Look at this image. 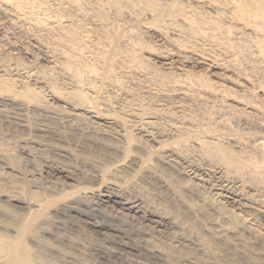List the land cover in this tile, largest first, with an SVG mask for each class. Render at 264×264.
<instances>
[{
  "label": "rangeland",
  "instance_id": "1",
  "mask_svg": "<svg viewBox=\"0 0 264 264\" xmlns=\"http://www.w3.org/2000/svg\"><path fill=\"white\" fill-rule=\"evenodd\" d=\"M29 1H32V3L35 2L36 4L38 3L40 7L34 3L37 9L31 11L30 7L27 5ZM71 1L72 0H70V2H66L65 0H0V29L6 34V37H0V52L13 54L17 53V51L14 52L12 50L17 48L18 50H22V55H19L22 59H24L23 53L27 50L37 55L40 61L39 66H43H41L40 69L43 68L41 70L44 71H42V73L46 81L51 83L54 87L61 89L60 92H63L62 94L70 91L67 90L70 86L67 87L64 84L66 82L65 77H71L72 71L64 69V64L68 61L63 57V52L69 50L68 52L70 53V49L56 40L61 28L64 27L68 29L71 23L72 26L75 24L74 28H79L76 30L80 31V35L91 33L90 35H86L89 36V40L93 42L96 41L98 37L97 33H99L102 28V22H99L98 18H93L92 15L93 11L98 10L95 0H87L79 3L80 5L82 4V6L78 7L80 11L75 7L77 4L73 5ZM88 1L91 2L88 3ZM166 1H124V50L129 51L132 48V46L128 45L126 40L132 39L137 42L136 47L137 50L139 49L137 53L142 60H146L142 63L148 65L149 68L146 65L144 68L136 64L127 65L128 63L126 64L127 61H125V58L124 65H122L119 60L121 58L117 56L116 59L114 55V71L112 69L110 76L111 80L107 78V81V79H103V77H100V79L98 77V80L96 79L98 83L96 82V89L91 93L94 101L89 105L90 107L77 105V103H75L76 100L70 99V101L65 98L66 95L62 94H58V98L55 100H49V108L31 107L32 105L27 106L28 108H26V106L20 108V104L23 103H20V100L17 101V99V102L14 100V103L8 105L10 108L0 105V186L11 192L15 187V184L11 181L13 179L22 182L24 180L28 181L29 179L28 183L30 189H33L38 184L37 182L47 183L49 181H57L60 184L62 182V185L66 187V191H70V188L74 186L87 188L86 192L91 204L97 202L99 195L105 194L106 190L110 189L112 191V189H115L117 193H114L118 195L119 192V198L123 197L130 201L135 200L141 206V214H136V216L133 214L131 215L134 217H132L133 220L131 222L134 228L128 230L127 228L126 230L120 228L121 233L117 238V243H120V245H112V248L110 245L106 246L103 236L100 237L98 234H91L93 239L86 237L87 235L85 234L87 233L82 234L83 231L80 229V226L83 225V221H95L96 218L92 215H87L85 217L82 215L68 216V218H63L65 225L50 224L48 226H43L38 234L40 241L35 243L29 241V246L34 250L35 255L37 254L36 259L38 264H165L161 260L159 261L145 254L146 249H154L155 244L153 243L155 241L157 242L156 244L160 242L162 247L166 244L168 245L167 247L172 248V251L170 250L172 255L170 254L171 257H169L170 260H168L171 264H264V201H262V199L264 200V189L260 191L259 189H261V186L259 188L251 185H244L243 188H241L242 186L239 182L240 178H237V175H231L232 177L230 178L232 179V183L230 186L232 185L233 193L235 192L234 195L240 190L239 193L236 194L237 196H232V199H230L229 196L215 197L213 189L221 184L220 180L213 175L203 174L201 170L203 166L211 164L212 162H209V160L207 161V158L202 155V158H200L201 156L199 157V155L201 153L198 149V151L193 150L197 148V145L196 148H194V141L199 138H208L212 140L220 136L219 138L223 139V141H221L224 145L226 144L228 147L231 146L233 150L235 149L237 152L251 151L254 149V145H258L261 141H264V81H262L264 76L263 78L261 76L264 75V59H262L261 57L263 56L258 53V48L256 47L257 39H254L256 35V38L259 39V34L253 31L251 26H247V21H236V24L230 21V16L227 14L230 10L225 8L226 6H224L222 0H218L220 2L217 0V2L211 0H205V2L201 0L198 1V6L201 7L200 10L203 13L206 12L204 15L208 17H211V15L214 17L215 13L218 15L217 13L221 14L226 11L225 14L227 15L222 14L226 16L225 18L227 20L223 18L224 16L222 14L220 16L223 20L219 16L218 17L221 19L222 24L226 26L233 23L232 26L234 31L231 40L236 44H234L235 47L238 46L237 48L240 49V52L238 49H231V51H228L231 47L228 48L227 43H224L225 45L223 44L225 39L222 38V33L214 31V34L208 25L201 26L203 31L206 30L205 32H195V37L191 35L188 36L190 38L187 39V35L180 33L183 28L187 29V27H185L187 25L183 23L182 18L177 17L176 20L172 19L171 16L164 11L165 9L171 8V2L168 0ZM40 2H43L42 5ZM83 2L91 4L92 8L94 5L96 8L94 7L93 9L95 10H92V8L89 10L88 7L90 8V5L87 6L88 4L85 3L87 11H89V13L86 14V6ZM157 2L159 3V7H156ZM166 4L168 5L166 6ZM194 4L197 6L196 3ZM83 7L86 13L83 12ZM154 8L161 10L163 12L162 15H159V12H152ZM109 9L110 8H107L105 10L107 19H110V22H114V10L111 9L110 11ZM60 14L62 17L68 15L71 17H63L64 20L62 18V21H60L58 19L61 17L59 16ZM89 14H91L92 18L89 17ZM53 16L56 17L54 18ZM37 19H41L42 21L40 20L41 22L39 21L38 23ZM172 21L177 22L174 25ZM125 22H127V24ZM242 23H245V25ZM178 24L180 25L179 28ZM79 26H81L84 31L88 30V32H84ZM244 26H247V28ZM252 32H256L257 34ZM212 33L213 35H211ZM218 34H221V36ZM209 35L212 37L209 38ZM248 38L249 40H247ZM179 40L182 41L179 42ZM183 41L186 42L183 43ZM242 42H244V44ZM91 44L92 42L87 43L83 51L80 50V48L72 51V55H77V58L80 57L78 58L80 59L79 61L86 60L89 63L98 62L96 58L100 60L102 59V55L101 57L99 55L96 57L94 53L97 51L95 52ZM180 45L185 46L184 48L187 49H184L183 46L181 47ZM109 53L107 54L111 57L108 56V58L110 57L113 59L111 50H109ZM240 55H242V57ZM257 57L261 58V60ZM116 60L119 62H115ZM98 66H101L99 70L103 73V65L98 64ZM254 70L256 72H254ZM115 77L116 80L114 79ZM101 78L105 81L101 80ZM197 78L199 79L197 80ZM173 81H178V83ZM189 81L191 85L188 83ZM198 81L204 84L208 82V88L205 87L204 84L203 88L198 87L196 83ZM115 82L117 83L115 84ZM194 82L197 85H195ZM33 85V80H29L27 86L35 87ZM17 86H21L20 83H18ZM75 107L77 108V112L82 114L85 119L76 118L75 115L73 116V108ZM123 107L124 109H122ZM97 113L99 114V118H90L95 117ZM86 118H88V120ZM121 118L125 121L126 129H128L130 134H133L142 141L143 138L144 141H147V146H144V148L146 147L145 149L148 147L147 151L139 147L138 144L133 143L124 152L123 135L116 130L119 129L117 124L123 122ZM142 122H152L155 124L153 125V127L155 126L154 132L158 133V135L160 133L159 136L161 139H167L168 144L161 148L147 139L139 126ZM172 123L177 127L181 126V129L178 128V130L174 132V134L177 133V136L178 133L179 135L181 132L184 134L189 129L192 135L193 131L196 133H194L193 136L191 135L192 139L189 140L190 142L188 141L189 144L191 142L193 144H187L190 146V152L188 153L189 155L184 153L186 159L178 150L179 139L177 140V136L175 137L176 140H173L176 134L174 136L172 134V137L169 135L171 132V125L172 128L175 127L174 129H177ZM163 127H165L167 131L165 130L164 132ZM214 128L217 133L215 131L212 132L213 134L210 133L211 135L205 133L206 130L212 131L211 129L214 130ZM156 129L160 131L158 132ZM184 130L186 132H184ZM190 131H188L189 135L191 133ZM198 134L200 135L198 136ZM171 143H174V146L178 145V147H173ZM191 145L193 148H191ZM166 147H168V149ZM149 148H153L152 151H155V153H151L153 161L149 159L151 157L148 155L150 151ZM192 152L194 155L195 153L198 155L196 154L194 156ZM157 154H163L164 156L167 154L166 158L168 164L157 166L154 161ZM197 159L200 161H197ZM61 166L65 167L66 170L64 169V172L58 170V168H61V170L63 169ZM193 172L198 174L199 178H201V182L197 184L196 188L192 185V182H189L193 181ZM96 176H98V178ZM34 182L36 184H34ZM185 182L186 184H184ZM187 183L190 184V186ZM251 194L253 195L251 196ZM214 199H218L219 203L222 201L221 203L225 207L228 205L227 208H230L229 210L235 214L237 213L239 217L241 216L240 218H245L246 216L247 219H242L244 223H247L244 225L246 229L242 225H240V227L237 226L236 229V227L229 224L231 222L228 218L226 219V216L222 218V222H224L225 219L226 223L224 228L226 226L228 231H226V228H223L222 230H225V232H223L224 234L219 237L216 236V239L215 236L214 238L211 237L209 232L213 233L211 230L213 227L206 221L207 227H205L207 229L203 225L202 227L204 228H202L199 223L198 225L195 224L196 216L193 214V209L196 205L208 208L209 212H216L215 214L212 212L210 213L218 217L217 211L214 210L215 208L212 207V204H208L209 200L211 202V200ZM116 201L118 202V200ZM106 205L105 208L103 206L102 208H104V212H108L107 214L113 213L115 215L120 212L119 206L116 203L111 202L109 205ZM21 213L19 209L8 206L6 203H0V233H4L6 231L5 228L11 229L14 223L21 222ZM160 214L165 220L163 221L164 223L161 222V225L157 227L158 233L154 232V234L147 235L148 231H146V229H149L150 226L151 228L154 227L153 220L158 221L155 216H160ZM200 216L202 215H199L197 218L199 221H204L206 219L203 216L202 219ZM175 218H178L177 221H179L177 222ZM96 220L99 221V219ZM174 220L176 224L171 223ZM190 220L191 223L195 225L192 224V226L191 223H189ZM100 221L103 222L102 220ZM185 222L189 223H186V225H190L189 228H193L192 230L195 234L198 232L200 234L201 231L203 235H200L203 238L205 237L206 240L208 239V242L210 241V249L214 252L213 259L210 260L208 257V259H206L204 254H200L197 251L198 248L196 247L198 246V242L195 239H191L189 243L185 244L176 242L175 239L178 235V231H180L179 233L182 232L180 228L182 227L183 230L186 229ZM110 224H112L113 227H115V224L116 227H119L118 223ZM189 228L185 231L187 232L188 230V236H193V232H191L192 230ZM217 230L220 231L221 229ZM145 233L146 235H144ZM151 235H153V237ZM208 236L210 237L208 238ZM173 237L175 239H173ZM97 238H99V240ZM149 238L152 241L149 240ZM101 239H103L104 242H101L103 241ZM119 239H124L123 241L124 243L126 242L128 248L125 249L124 245H121ZM103 244L105 245L103 246ZM164 248H166V246ZM106 250H108L109 253H107ZM186 253L190 255L187 257L184 255ZM181 254H183L184 258Z\"/></svg>",
  "mask_w": 264,
  "mask_h": 264
},
{
  "label": "bare ground",
  "instance_id": "2",
  "mask_svg": "<svg viewBox=\"0 0 264 264\" xmlns=\"http://www.w3.org/2000/svg\"><path fill=\"white\" fill-rule=\"evenodd\" d=\"M66 2H70V0H65ZM82 1H87V0H72L71 2H73L72 4L73 5H76L75 7H79V6H82V4L80 5L79 3H81ZM96 1V7L98 8L97 11H93L92 15H93V18L99 20V22H102V25H101V29L99 31V33H97L98 37L96 39V41H91L89 40V36L87 35H90L89 33H85L84 32H88V30L84 31L82 29L81 26H79L83 31L82 33L84 35H80L79 34V30H76V29H79V28H74V26H72V23H71V26L70 28H64L62 27L61 28V31L60 33H58L59 35H57V38L56 40L59 41V43L61 42L62 44L66 45L65 47H68L70 49V51H74L78 48H80V50L83 51V49L85 48V45H87V43L89 42H92V46L94 49H95V52L98 53H94L96 55V57H98V55L101 57L102 55V59L98 60L96 58V60L98 62H95V63H89L85 61H79L80 57H76L74 55H72V53L70 52H63V57H65L67 59V63H63L64 64V69H69L71 70V77H65V84L67 87H69V89H66L67 90H70L68 92H66L65 94H62L60 92L61 89H58L56 87H54L51 83H49L48 81H46V78L44 76V74L42 73L43 68L40 69V67L42 66H39L40 65V61L39 59L37 58L38 56L37 55H34L32 52H29L28 50L25 51L23 53L24 55V59H22L19 55H22V50H18L17 48H15L14 52L17 51V53H13V54H9V53H2L0 52V105L1 106H8V105H11L12 103H14V100L16 101H19L20 103L22 102L23 104H20L21 107H25L28 108L27 106H31V107H45L47 108L50 104H49V100H55L56 98H58V94H62V95H66L65 98H67L68 100L70 99H74L76 100L75 103H77V105H85L86 107H88L89 105H91L92 101H94L92 99V95L91 93L94 92V89H96V85H97V78L99 77H103V79H107V78H110L111 76V73H112V69L114 71V68H113V60H115V58L113 57L115 55L116 59H117V56H119L121 59L120 62L122 65H124V62H126L127 65L129 64H133V65H140V66H144L146 64L142 63L143 61H146V60H142L139 55H138V50H137V42H135L134 40L132 39H128L126 40L128 45L132 46L131 50L127 51V50H124V15H123V8H124V1L125 0H95ZM166 1V0H165ZM169 2H171V8L170 9H165L164 11L169 15L171 16L172 19H177V17H180L182 18L181 20L183 21V23H185L187 26V29L183 28V30L180 32L184 35H187L188 36H193L195 37V32H205L203 31V28L201 27L202 25H208L210 26L211 30L214 32V31H217L218 32H221L223 37L225 39V42L224 43H227L228 44V48H230V50L228 51H231V49H238L237 47L234 46V42L233 40H231V36L233 34V23L229 24V26L225 25V24H222L221 22V14L217 13L218 15H216L215 13V16L213 17L211 15V17H208L206 15H204L205 13H203L198 5V1H201V0H168ZM205 1V0H204ZM211 1H215L217 2L216 0H211ZM223 1V4L224 6H226L225 8H228L230 10V12L228 11L227 14H229L230 16V21H233L235 22L236 24V21H247L248 25L247 26H251V28H253V31H256L258 34H259V39L256 38V36H254V39H257L256 41V47L258 48V53L259 55L263 56L261 57L262 59H264V0H222ZM91 2V1H88V3ZM94 2V1H93ZM159 2V1H158ZM157 2L156 4V7H159V3ZM167 2V1H166ZM206 2V1H205ZM220 2V1H218ZM35 3V2H34ZM34 3H32V1L28 2L27 5L30 7L31 11H33L34 9H37L36 8V5L38 6V3L35 5ZM43 3V2H42ZM42 3L40 2V4L42 5ZM86 2H83V4H85ZM86 3V4H88ZM197 4V6H195V4ZM39 4V5H40ZM61 4V3H60ZM85 4V6H86ZM95 4V3H93ZM92 4V5H93ZM205 4V3H204ZM209 4V3H208ZM218 4V3H217ZM58 5V4H57ZM90 5V8L88 7L89 10H91L92 6L91 4H88L87 6ZM163 5V4H162ZM168 4H166L167 6ZM203 5V4H202ZM66 6V5H65ZM87 6H86V11H87ZM161 6V5H160ZM165 6V7H166ZM40 7V6H38ZM95 6L93 5V8ZM95 7V8H96ZM113 7V8H112ZM162 7V6H161ZM203 7V6H202ZM82 8V7H81ZM84 8V7H83ZM92 10H95L93 9ZM107 8H110L109 10L111 11V9L114 10V15H115V19H114V22H110V19L108 20L107 19V16H106V12L105 10ZM164 9V8H163ZM79 10V8H78ZM85 11V8L83 9ZM201 12H200V11ZM218 10V9H217ZM226 10V9H225ZM224 10V11H225ZM48 11V10H47ZM80 11V10H79ZM208 11V10H207ZM54 12V11H53ZM61 12V11H60ZM108 12V11H107ZM152 12L156 13V12H159V15H162V11L157 9V8H154V10H152ZM219 12V11H218ZM78 13V12H77ZM89 11H87L86 14H88ZM226 13V11H225ZM223 13V14H225ZM44 14V13H43ZM64 14H67V13H64ZM209 14V13H208ZM222 14V15H223ZM225 14V15H227ZM47 15V14H46ZM73 15V14H72ZM75 15V14H74ZM82 15V13H81ZM61 16V14L59 15ZM66 16V15H65ZM69 16V15H68ZM66 16V17H68ZM210 16V14H209ZM221 18H219V17ZM224 16V15H223ZM222 16V17H223ZM47 17V16H46ZM54 17V16H53ZM56 17V16H55ZM54 17V18H55ZM64 17V16H63ZM62 16L61 17H57L60 21H62ZM64 17V18H66ZM71 16H69L70 18ZM84 17V16H83ZM86 17V16H85ZM89 17L92 18L91 14H89ZM226 16H224L223 18H225ZM228 17V16H227ZM53 18V19H54ZM56 18V19H57ZM61 18V19H60ZM63 18V20H64ZM42 19V18H41ZM40 19V20H41ZM72 19V18H71ZM86 19V18H85ZM89 19V18H88ZM226 19V18H225ZM38 20V23H39V19ZM42 20H45V19H42ZM41 20V21H42ZM47 20V19H46ZM92 20V19H91ZM223 20V19H222ZM227 20V19H226ZM40 21V22H41ZM52 21V20H51ZM80 21V20H79ZM90 21V20H89ZM94 21V20H93ZM97 21V20H96ZM45 22V21H44ZM174 22V21H172ZM177 22V21H176ZM174 22L173 24L175 25ZM43 23V22H42ZM41 23V24H42ZM86 23V22H85ZM127 24V22H125ZM179 23V22H178ZM240 23V22H239ZM61 24V23H60ZM234 24V25H235ZM243 25H245V23H242ZM77 25V24H76ZM82 25H83V21H82ZM231 25V26H230ZM60 26V25H58ZM169 26V25H168ZM167 26V27H168ZM179 24H178V28H179ZM247 26H244L247 28ZM85 27V26H84ZM88 27V26H87ZM96 27V26H95ZM172 27V26H171ZM175 27V26H174ZM177 27V25H176ZM175 27V28H176ZM235 27V26H234ZM243 27V28H244ZM97 28V27H96ZM170 28V27H169ZM245 28V29H246ZM58 29V28H57ZM85 29V28H84ZM172 29V28H171ZM177 29V28H176ZM197 29V30H196ZM202 29V30H201ZM250 29V28H249ZM52 30V29H51ZM95 30V29H94ZM168 30V29H167ZM238 30V29H236ZM235 30V31H236ZM3 30L0 29V37L1 36H5L6 37V34L5 32H2ZM54 31V30H53ZM241 31V30H240ZM243 31V30H242ZM251 31V30H250ZM211 32V31H209ZM255 32V33H256ZM94 33V31H93ZM92 33V34H93ZM95 33H96V30H95ZM208 33V32H206ZM242 33V32H241ZM244 33V32H243ZM254 33V32H252ZM254 33V34H255ZM256 33V34H257ZM57 34V33H56ZM87 34V35H86ZM166 34V33H165ZM215 34V32H214ZM249 34V33H248ZM247 34V35H248ZM184 35H181V36H184ZM213 35V33L211 34ZM219 35V34H218ZM243 35V34H242ZM179 36V35H178ZM217 36V35H216ZM221 36V34L219 35ZM180 37V36H179ZM205 37V36H204ZM207 37V36H206ZM212 37V36H211ZM210 35H209V38H211ZM246 37V36H245ZM250 37V36H249ZM186 38V37H185ZM184 38V39H185ZM190 37H188L187 39H189ZM214 38V36H213ZM221 38V37H220ZM1 39H4V38H1ZM249 40V38L247 39ZM176 41V40H175ZM182 41V40H181ZM179 40V42H181ZM187 41V40H186ZM185 41V42H186ZM240 41V39H239ZM238 41V42H239ZM178 42V40H177ZM183 41V43H185ZM181 43V44H183ZM244 44V42H242ZM247 43V41H246ZM245 43V44H246ZM252 43V42H250ZM226 44V45H227ZM241 44V42H240ZM253 44V43H252ZM255 44V43H254ZM139 45V44H138ZM186 45V44H185ZM189 45V44H188ZM225 45V44H224ZM223 45V47H224ZM236 45V44H235ZM250 46H252L251 44H249ZM140 46V45H139ZM181 46V45H180ZM183 46V45H182ZM181 46V47H182ZM244 46V45H243ZM255 46V45H254ZM185 46H183L184 48ZM189 47V46H188ZM227 47V46H226ZM82 48V49H81ZM87 48V46H86ZM179 48V46H178ZM183 48H180V49H183ZM202 48V47H201ZM241 48V46H240ZM249 48V47H248ZM13 49V48H12ZM111 50V55H112V58L111 59L110 55H108L107 53H109V50ZM184 49H187V48H184ZM250 49V48H249ZM24 50V49H23ZM85 50V49H84ZM178 50V49H177ZM242 50V49H241ZM79 51V50H78ZM81 51V53H82ZM94 51V50H92ZM157 51V49H156ZM238 51L240 52V49H238ZM246 51V50H245ZM249 51V50H248ZM170 52V51H169ZM233 52V51H232ZM231 53V52H230ZM237 53V52H236ZM242 53V52H241ZM249 53V52H248ZM110 54V53H109ZM125 55V57H124ZM167 55V53H166ZM170 55V54H169ZM245 55V54H244ZM251 55V54H250ZM253 55V54H252ZM258 55V56H259ZM94 56V55H93ZM108 56H110L108 58ZM164 56V55H163ZM182 56V55H181ZM235 56V55H234ZM242 57V55H240ZM166 57V56H165ZM124 58H125V61H124ZM168 58V57H167ZM253 58V57H252ZM250 58V59H252ZM259 58V57H257ZM261 58H259L261 60ZM82 59V58H81ZM87 59V58H86ZM25 60V61H24ZM253 61V60H252ZM94 62V60H93ZM115 62H119V61H115ZM172 62V61H171ZM237 62V61H236ZM251 62V61H250ZM256 62V61H255ZM263 62V61H262ZM98 64H101L104 66H102V69H104L103 73L102 71H100L99 69L101 68V66H98ZM115 64V63H114ZM171 64V63H170ZM231 64V63H230ZM236 64V63H235ZM262 64V63H261ZM116 65V64H115ZM53 66V65H52ZM121 66V65H119ZM148 66V65H146ZM145 66V67H146ZM241 66V65H240ZM43 67V66H42ZM243 67V65H242ZM264 67V66H263ZM120 68V67H119ZM149 68V66H148ZM101 69V70H102ZM123 69V68H121ZM147 69V68H146ZM185 69V68H184ZM245 70V69H244ZM253 70V69H252ZM258 70V69H257ZM146 71V70H145ZM156 71V70H155ZM44 72V71H43ZM254 72H256L254 70ZM46 73V72H45ZM161 73V72H159ZM242 73V72H241ZM261 73V72H259ZM264 73V71H263ZM122 74V73H121ZM172 74V73H171ZM237 74V73H236ZM239 74V72H238ZM255 74V73H254ZM162 75V74H161ZM187 75V74H186ZM253 75V74H252ZM262 78L264 75H261ZM161 77V76H160ZM162 78V77H161ZM176 78V77H175ZM180 78V77H179ZM183 78V77H182ZM97 79V80H96ZM101 78V80H103ZM116 80V77L114 78ZM166 79V78H165ZM199 78H197L198 80ZM230 79V78H229ZM257 79V78H256ZM29 80H33V86L35 87H30V86H27L28 84V81ZM100 80V81H101ZM111 80V78H110ZM120 80V79H119ZM175 80V79H174ZM177 80H178V77H177ZM182 80V79H181ZM206 80V79H205ZM105 81V80H103ZM108 81V79H107ZM121 81V80H120ZM202 81V80H201ZM234 81V80H233ZM237 81V80H236ZM258 81V80H257ZM261 81V80H260ZM264 81V79L262 80ZM31 82V81H30ZM97 82V83H96ZM162 82V81H161ZM160 82V83H161ZM169 82V81H168ZM173 82H176V81H173ZM204 82V81H202ZM199 83L196 82L198 84V87H207V83ZM255 82V81H254ZM20 83L21 86H17V84ZM117 82H115L116 84ZM122 83V82H121ZM157 83V82H156ZM164 83V81H163ZM162 83V84H163ZM178 83V81L176 82ZM188 83H190L191 85V82L189 81ZM195 83V82H194ZM195 83V85H197ZM261 83V82H260ZM102 84V82H101ZM204 84V85H203ZM262 84V83H261ZM264 84V82H263ZM262 84V85H263ZM38 85V86H37ZM41 85V86H39ZM100 85V84H99ZM153 85V84H152ZM168 85V84H167ZM179 85V84H178ZM177 85V86H178ZM193 85V83H192ZM194 86V85H193ZM260 86V85H259ZM258 86V87H259ZM20 87V88H19ZM109 88V87H108ZM156 88V87H155ZM175 88V87H174ZM208 88V87H207ZM262 88V86H261ZM164 89V88H163ZM254 89V88H253ZM211 90V89H210ZM261 90V89H259ZM101 91V90H100ZM226 91V90H225ZM244 91V90H243ZM262 91V90H261ZM175 93V92H174ZM230 94V93H229ZM230 96V95H229ZM234 96V95H233ZM238 96V95H237ZM96 97V96H95ZM231 97V96H230ZM240 97V96H239ZM235 98V97H234ZM237 98V97H236ZM249 99V98H248ZM256 99V98H255ZM245 100V99H243ZM16 101V102H17ZM71 101V100H70ZM236 101V100H235ZM15 102V103H16ZM72 103V102H71ZM125 103V102H124ZM136 103V102H135ZM17 105V104H16ZM75 105V104H74ZM139 105V104H138ZM173 105V104H172ZM19 106V105H18ZM145 106V105H144ZM190 106V105H189ZM253 106V105H252ZM255 106V105H254ZM5 107V108H6ZM10 108V106H8ZM13 107V106H12ZM90 107V106H89ZM111 107V106H110ZM136 107V106H135ZM25 108V110H26ZM49 108V107H48ZM140 108V106H139ZM144 108V107H143ZM183 108V107H182ZM256 108V107H255ZM79 109V108H78ZM100 109V108H99ZM124 109V107L122 108ZM121 109V110H122ZM148 109V108H147ZM73 111H74V114L73 116L75 115L76 118H84L85 117L78 113L77 112V108H73ZM135 111V110H134ZM156 111V110H155ZM182 111V110H181ZM95 112V111H94ZM93 112V113H94ZM142 112V111H141ZM147 112V111H146ZM154 112V111H153ZM144 113V112H142ZM152 113V112H151ZM156 113V112H155ZM96 114V112H95ZM116 114V113H115ZM139 114V113H138ZM150 114V113H149ZM158 114V113H157ZM140 115V114H139ZM152 115V114H151ZM178 115V114H177ZM217 115V113H216ZM143 116V115H142ZM168 116V115H167ZM191 116V115H190ZM249 116V115H248ZM121 117V116H120ZM140 117V116H139ZM146 117V116H144ZM90 118H99V114L97 113V115L95 117H90ZM88 120V118H86ZM122 119V118H121ZM247 119V118H246ZM158 120V119H157ZM179 120V119H178ZM123 122H119V124H117V127L119 129H116L117 132L119 131V133H122V137L124 138V152L129 148L130 145H132L133 143H136L139 145V147H142L144 148V146H147V141H144V138H143V141L136 138V136H134L133 134H130L128 129H126V123L125 121L122 119ZM159 121V120H158ZM239 121V120H238ZM89 123V122H88ZM95 123V122H94ZM205 123V122H204ZM216 123V122H215ZM96 124V123H95ZM137 124V123H136ZM173 124V123H172ZM179 124V123H178ZM203 124V123H202ZM103 125V124H102ZM153 124L152 122L151 123H140L139 126H140V129L141 131H143L144 133V136L147 137V139L151 140L152 142H154L155 144H157V147H164V145L166 146V144H168V140H162L161 137L158 135V133L154 132V127H153ZM170 125V124H169ZM175 124H173L174 126ZM157 126V125H156ZM176 126V125H175ZM213 126V125H212ZM235 126V125H234ZM257 126V125H256ZM255 126V127H256ZM158 127V126H157ZM169 127V126H168ZM170 133L169 135L171 136L173 134L174 136V139L173 140H176L175 137L177 136V133L174 134V132H176L178 130V128H180L181 126L177 127V129H174L175 127L172 128V125L170 126ZM183 127V126H182ZM197 127V126H196ZM244 127V126H243ZM87 128V127H86ZM113 128V127H112ZM116 128V127H115ZM164 128V132L166 130L165 127ZM162 128V129H163ZM203 128V127H202ZM206 128V127H205ZM139 129V128H138ZM159 129V128H158ZM168 129V128H167ZM181 129V128H180ZM193 129V128H192ZM191 129V130H192ZM195 129V128H194ZM210 129V128H208ZM157 130V129H156ZM155 130V131H156ZM176 130V131H175ZM212 131H205L206 134H213L212 132L215 131V128L214 130L211 129ZM246 130V129H245ZM158 131V130H157ZM160 131V130H159ZM158 131V132H159ZM161 131V132H163ZM167 131V130H166ZM180 131V130H179ZM190 131V129L188 130ZM187 131V132H188ZM233 131V130H232ZM163 132V133H164ZM184 132H186L184 130ZM184 133L181 132V134L179 135L178 133V136H177V140L179 139V152L184 156V153L188 154L190 152V144L192 143H188V141L190 139H192V136L194 135V131H193V135H192V132L190 133L189 135V132L188 133ZM217 133V131H215ZM214 132V133H215ZM223 132V131H222ZM263 132V131H262ZM202 133V132H201ZM200 133V134H201ZM235 133V131H234ZM242 133V132H241ZM254 133V132H252ZM162 134V133H161ZM166 134V133H165ZM196 134V133H195ZM198 134V136L200 135ZM203 134V133H202ZM205 134V135H206ZM210 134V135H211ZM192 135V136H191ZM119 136V137H121ZM165 136V135H164ZM168 136V135H167ZM196 136V135H195ZM194 136V137H195ZM207 136V135H206ZM250 136V135H249ZM140 137V136H139ZM172 137V136H171ZM220 137V136H219ZM219 137L215 138V139H206V138H199V139H196L194 141V144H195V147L196 148V145H197V148L196 149H193V150H196L201 153H199V157L202 155L204 157L207 158V161L209 160V162H212L211 164H206L205 166L202 167V171H203V174H206V175H213L214 177H218V179L220 180V185L217 186L215 189H213L214 191V196H218V197H228L230 199H232L231 197L232 196H237L236 194L239 193L240 190H238L235 195L233 193V190H232V185L230 186V184L232 183V179L230 177H232L231 175H237V178H240L239 179V182L241 183V188H243L244 185H251V186H254V187H259L261 186V189H259L260 191L264 189V141H261L258 145H254V149H252L251 151H240V152H237L235 151V149L233 150V148L230 146H226V144L224 145V143L222 142L223 139H220ZM168 138V137H167ZM233 138V137H232ZM248 138V137H247ZM142 139V137H141ZM164 139V137H163ZM170 139V140H171ZM193 139V140H194ZM251 139V138H250ZM222 140V141H221ZM226 140V139H225ZM192 141V140H191ZM232 141V140H231ZM247 141V140H246ZM260 141V140H258ZM190 142V141H189ZM174 144V143H173ZM171 143V145H173ZM177 144V143H176ZM189 144V145H187ZM193 144V143H192ZM233 144V143H232ZM170 145V146H171ZM169 146V148H170ZM176 146V147H175ZM173 145V147L177 148L178 145ZM153 147V146H152ZM146 148V147H145ZM144 148V149H145ZM156 148V147H155ZM168 149V147H166ZM172 148V146H171ZM191 148L192 145H191ZM232 148V149H231ZM148 149V147H147ZM147 149H145L147 151ZM166 149V150H167ZM198 149V150H197ZM251 149V148H250ZM149 157L151 156V153H155V151H152L153 148H149ZM159 150V148H158ZM165 150V149H164ZM172 150V149H171ZM176 149V152L178 151ZM192 150V149H191ZM192 150V151H193ZM163 151V150H162ZM170 151V150H169ZM195 151V152H196ZM175 152V151H174ZM175 152V153H176ZM173 153V152H172ZM178 153V152H177ZM193 153V152H192ZM191 153V154H192ZM170 154V153H169ZM185 154V155H186ZM197 153H195L196 155ZM167 155V154H166ZM166 155L164 156L163 154H157V157L156 159L154 160L156 165L158 166H162V165H167V158H166ZM189 155V154H188ZM194 155V153L192 154ZM194 155V156H195ZM198 155V154H197ZM193 156V157H194ZM202 156L200 158H202ZM198 157V156H197ZM196 157V158H197ZM185 158V156H184ZM188 158V156H187ZM206 158H205V162H206ZM151 161L152 160V156L149 158ZM186 159V158H185ZM193 159V158H191ZM190 159V160H191ZM195 159V157H194ZM193 159V160H194ZM204 159V158H203ZM202 159V160H203ZM188 160V159H187ZM189 161V160H188ZM197 161H200L199 159H197ZM204 161V160H203ZM194 163V162H193ZM200 163V162H199ZM191 164V163H190ZM202 164V163H201ZM205 164V163H204ZM203 165V164H202ZM63 166V165H62ZM61 166V167H62ZM60 167V166H59ZM63 169L61 170V168H58L59 171L61 172H64V169L65 167H62ZM198 168V167H197ZM66 170V169H65ZM193 171V170H192ZM178 174V173H177ZM189 176V175H188ZM203 176V175H202ZM239 176V177H238ZM98 178V176H96ZM236 178V177H235ZM212 179V178H211ZM191 180V179H190ZM192 180L193 181H189V182H192V185L195 186V188L197 187V184H199L201 182V178H199V175L196 174L195 172L192 173ZM13 181V183L15 184V187L13 189V191H8L7 189H5L4 187L0 186V203H6L8 206H12L14 207L15 209H19V211L21 210V222H18V223H14L13 224V227L11 229H6L5 227V231L4 233L1 232L0 233V264H36L37 263V259H36V255H35V252L34 250L29 246V241H31V243H35V242H39L40 238H38V234L40 233V229L43 227V226H48L50 224H59V225H63L65 222H64V217H67L68 216H74V215H82V216H87V215H92V216H95L96 219H99V221H97L95 219V221H89V220H86V222L83 221V225L80 226V229L83 231L82 234H85L87 235L86 237H90V238H93L91 234H98L100 237L103 236V239L105 240V244L106 246L110 245L111 248H112V245H120V243H117V238L120 236V228L121 229H124L127 230L128 229H133L134 228V225L132 226L131 222H132V217L131 216L132 214L136 216V214H141V206L140 204L135 201V200H127V199H124L123 197L119 198V192H118V195H116L114 192L117 193V191L114 189H112V191L109 189V190H106L105 191V194L103 195H99V199L97 202H92L93 204H91L90 200H89V197L87 196V192H86V189L85 187H80V186H74V187H71L70 188V191H66V187H64V185H62V182L61 184L58 183L57 181L56 182H53V181H49L47 183H39L37 182L38 184L33 188V189H30V186H29V179L28 181L24 180L23 182L22 181H18L16 179H13L11 180ZM48 181V180H46ZM212 183V182H211ZM237 183V182H236ZM239 183V184H240ZM34 184H36L34 182ZM64 184V183H63ZM66 184V183H65ZM69 184V183H68ZM186 184V182L184 183ZM188 184V183H187ZM238 184V185H239ZM190 186V184H188ZM213 185V184H212ZM203 186V185H202ZM188 187V186H187ZM210 187V186H209ZM240 188V187H239ZM240 188V189H241ZM252 188V187H250ZM193 189V188H192ZM211 189V188H209ZM245 189V187H244ZM243 189V190H244ZM253 189V188H252ZM258 189V188H257ZM205 191V190H203ZM245 191V190H244ZM243 192V191H242ZM260 193V192H259ZM205 195V194H204ZM245 195V193H244ZM253 194H251L252 196ZM257 195V194H256ZM122 196V195H121ZM210 196V195H209ZM247 196V195H246ZM264 196V194H263ZM98 198V197H97ZM129 198V197H128ZM259 199V198H257ZM256 199V200H257ZM262 199V198H261ZM118 200V202L116 201ZM247 200V199H246ZM250 200V199H249ZM262 201H264L262 199ZM111 202H114L116 203L120 209V212L117 213V214H107L108 212H104V208H105V205ZM222 202V201H221ZM219 203L218 199L217 200H209L208 204L211 203L212 204V207H214L215 211H217V216H214L213 214H211L208 210V208L204 207V206H201V205H196L195 208L193 209V214L196 216V220H195V224L198 225V223L205 227L206 224H210L213 229H211L213 231V233L209 232L211 237L214 238V236H222V234H224L223 232H225V230H222L224 228V225H225V219H224V222H222V218L223 217H226V219L228 218V220L231 222L229 224L233 225L234 227H236L237 229V226L240 227V225L244 226L245 224L247 223H244V220L247 219L246 216L245 218H240L239 215H237V213L235 214L234 212L230 211L227 207L223 206L222 203ZM254 203V202H253ZM211 204H210V207H211ZM264 204V203H263ZM114 205V204H113ZM142 205V204H141ZM240 205V204H239ZM102 206L104 208H102ZM107 206V205H106ZM240 207V206H239ZM143 208V206H142ZM259 209V208H258ZM211 210V209H210ZM213 210V211H214ZM117 211V210H116ZM143 211V209H142ZM145 211V210H144ZM156 211V210H155ZM260 211V210H259ZM161 212V211H159ZM153 213V212H152ZM167 213V212H166ZM243 213V212H242ZM247 213V212H246ZM19 214V212H18ZM239 214V213H238ZM163 215V213H162ZM170 215V214H169ZM199 215H202L203 217H205L206 219L203 221H199L197 218L199 217ZM243 215V214H242ZM152 216V214H151ZM202 216H200L202 218ZM158 221H154L153 220V224H154V227L150 228L149 229H146V231H148L147 235L149 234H154V232L158 233V226L161 225L160 223L163 222L165 219L163 217H161V214L160 216L156 215L155 216ZM70 218V217H69ZM134 218V217H133ZM142 218V217H141ZM91 219V218H90ZM93 219V218H92ZM154 219V218H152ZM156 219V220H157ZM176 219V218H175ZM178 219V218H177ZM176 219V221H177ZM203 219V218H202ZM244 219V220H242ZM84 220V219H83ZM100 220H102L103 222H101ZM82 221V220H81ZM179 221V220H178ZM177 221V222H178ZM207 223H206V222ZM194 222V221H193ZM197 222V223H196ZM110 223H118L119 224V227H116V224H115V227H113L112 224ZM164 223V222H163ZM173 224H176L175 220L173 222H171ZM183 223V222H181ZM186 223L188 222H185V228L188 229L189 226L186 225ZM191 223V220L190 222ZM188 223V224H189ZM67 224V223H66ZM81 224V223H80ZM194 224V223H191V225ZM194 224V225H195ZM65 225V224H64ZM79 225V224H78ZM199 225V226H200ZM223 225V226H222ZM74 226V225H73ZM77 226V225H76ZM180 226V225H179ZM182 226V225H181ZM193 226V225H192ZM197 226V227H199ZM229 226V225H228ZM241 226V227H242ZM1 227V225H0ZM184 227V226H183ZM188 227V228H187ZM195 227V226H194ZM202 227V228H204ZM207 227V226H206ZM205 227V228H206ZM211 227V228H212ZM233 227V228H234ZM3 228V227H2ZM1 228V229H2ZM200 228V227H199ZM201 228V229H202ZM215 228V229H214ZM225 228L227 229L226 231H228V228L225 226ZM224 228V229H225ZM232 228V229H233ZM245 228V226H244ZM136 229V228H135ZM145 229V228H143ZM142 229V230H143ZM179 229V228H178ZM180 229H182L181 233H179L180 231H178V235H174L176 236V239L173 237V239L176 240L177 243H180V244H185V243H189L191 239H195L197 242H198V246L196 244V248L197 251L200 253V254H204L206 259H213V253L212 250L210 249V241L208 242V239L206 240V238L202 237L201 235V231H200V234L199 232L198 233H194L193 232V228H189L191 229L190 231L193 232L192 235L193 236H188L187 235V232L185 231L186 229L183 230V228L181 227ZM201 229H198V230H201ZM207 229V228H206ZM217 229H221L220 231L217 230ZM246 229V228H245ZM3 230V229H2ZM79 230V229H78ZM80 230V232H81ZM139 230V229H138ZM141 230V231H142ZM11 234H10V232ZM123 231V230H122ZM137 231V230H136ZM195 231H196V228H195ZM206 231V230H205ZM231 231V229H230ZM233 231V230H232ZM221 232V233H220ZM146 233L144 235H146ZM155 233V234H156ZM160 233V232H159ZM177 233V232H176ZM161 234V233H160ZM159 234V235H160ZM189 234V232H188ZM226 234V233H225ZM157 235V234H156ZM162 235V234H161ZM239 235V234H238ZM242 235V234H241ZM126 236V235H125ZM124 236V237H125ZM153 237V235H151ZM155 236V235H154ZM227 236V235H225ZM224 236V237H225ZM158 237V236H157ZM207 237V236H206ZM210 236H208L209 238ZM223 237V238H224ZM239 237V236H237ZM96 238V237H95ZM148 238V237H147ZM151 238V237H150ZM149 238V240H151ZM212 238V239H213ZM240 238V237H239ZM80 239V238H79ZM94 239V238H93ZM99 240V238H97ZM101 239V240H103ZM172 239V240H173ZM217 239V237H216ZM235 239V238H234ZM78 240V239H77ZM100 240V241H101ZM101 241V242H104ZM120 240V239H119ZM124 240V239H123ZM123 240H120L121 242V245L126 248H128V245H126V242L124 243ZM148 240V239H147ZM211 240V239H210ZM214 240V239H213ZM222 240V239H221ZM225 240V238H224ZM256 240V239H255ZM90 241V240H89ZM152 241V240H151ZM212 241V240H211ZM223 241V240H222ZM42 242V241H41ZM40 242V243H41ZM47 242V241H45ZM80 242V241H79ZM145 242V241H144ZM150 242V241H149ZM195 242V241H194ZM51 243V242H50ZM50 243H47L48 245ZM153 243V242H151ZM157 242L155 241L153 244H155L154 246V249L152 248V250H147L145 251V254L147 256H151L157 260H161L162 262H164L165 264H171L170 262H168L169 257L170 256V250L172 249L171 247H167L168 245L165 244L166 248H164L165 246H161L160 245V242L158 244H156ZM167 243V242H166ZM172 243V242H171ZM175 243V242H174ZM259 243V242H258ZM46 244V243H45ZM85 244V243H84ZM103 244V246L105 245ZM170 244V242H169ZM194 244V243H193ZM51 245V244H50ZM188 245V244H186ZM191 245V244H190ZM42 246V245H41ZM45 246V245H44ZM105 246V247H106ZM127 246V247H126ZM173 246V245H172ZM46 247V246H45ZM92 247V246H91ZM51 248V247H50ZM78 248V247H77ZM107 248V247H106ZM115 248V247H114ZM134 248V247H133ZM183 248V247H182ZM62 249V247H61ZM109 249V248H107ZM187 249V248H186ZM192 249V248H191ZM195 249V248H194ZM103 250V249H102ZM180 250V249H179ZM196 250V249H195ZM63 251V250H62ZM68 251V250H67ZM95 251V250H94ZM107 253H109L108 250H106ZM172 251V250H171ZM189 251V250H188ZM187 251V252H188ZM196 251V252H197ZM71 252V251H70ZM144 252V251H143ZM191 252V251H190ZM37 253V252H36ZM42 253V252H41ZM173 253V252H172ZM176 253V252H175ZM182 253V252H181ZM185 253V252H183ZM189 253V252H188ZM188 253L184 254L186 255L187 257L190 255H187ZM49 255V254H48ZM172 255V254H171ZM174 255V254H173ZM178 255V254H176ZM197 255V254H196ZM203 255V256H204ZM175 256V255H174ZM181 256H183V254H181ZM180 256V257H181ZM193 257V256H192ZM208 257V258H207ZM51 258V257H50ZM75 258V257H74ZM182 258V257H181ZM184 258V256H183ZM182 258V259H183ZM190 258V257H189ZM172 259V258H171ZM188 259V258H187ZM174 260V259H172ZM171 260V261H172ZM79 262V261H78ZM177 262V261H176ZM198 262V261H197ZM81 263V262H80ZM178 263V262H177ZM200 263V262H199ZM38 264V263H37ZM84 264V263H83ZM175 264V263H174ZM194 264V263H193ZM198 264V263H196Z\"/></svg>",
  "mask_w": 264,
  "mask_h": 264
}]
</instances>
